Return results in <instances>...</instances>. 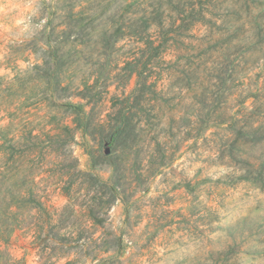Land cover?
Listing matches in <instances>:
<instances>
[{"label": "rangeland", "instance_id": "1", "mask_svg": "<svg viewBox=\"0 0 264 264\" xmlns=\"http://www.w3.org/2000/svg\"><path fill=\"white\" fill-rule=\"evenodd\" d=\"M12 3L32 10L0 5V192L44 206L27 196L24 229L0 217V264H264V184L243 180L264 160V0ZM32 149L52 170L35 179ZM85 174L121 193L105 230L121 244L93 261L73 254L95 229L65 193L93 189Z\"/></svg>", "mask_w": 264, "mask_h": 264}, {"label": "trees", "instance_id": "2", "mask_svg": "<svg viewBox=\"0 0 264 264\" xmlns=\"http://www.w3.org/2000/svg\"><path fill=\"white\" fill-rule=\"evenodd\" d=\"M144 44L149 49L155 48L157 52H160V46L155 47V40L151 38V36L143 37ZM141 78V74L138 75ZM142 85V88L138 87L136 90L137 92H144L147 89V79L146 80H139L138 86ZM130 98H127L126 101H129ZM129 121L130 117L125 114H121V117L119 119L118 124L112 129L110 133V140H113L114 143H124L127 146V142L125 140L129 138ZM84 128V127H82ZM85 130V129H84ZM257 129L256 131H258ZM69 132V139L71 143H76V131H68ZM58 136H50V139L53 141ZM50 144H53V142H50ZM48 152L46 154V157H49L50 154L52 155L54 152V149H52L50 146L48 147ZM30 154V164L31 168H33L32 176L33 179H35L36 176H40L43 173H48L52 170H46L45 160L42 159V161L37 157V152L32 149L28 152ZM54 158H60L61 155L53 156ZM70 159H73L75 163H73V166L75 167V170H78L76 165V159L73 157L72 152L67 155L65 161H68ZM251 171L250 174L251 178H245L243 180H250L252 182L264 184V160L262 158H258L254 163L250 164ZM37 170V171H36ZM69 173V171H67ZM73 173V172H72ZM79 174L83 175L81 171H79ZM89 178L90 184H92L93 189L89 188V186L85 187V182H81L79 188L76 191H71L68 189L65 191L67 194V197L70 199H76L78 201L77 204H75V208L78 207L80 210L81 215H85L88 218L89 222H92L94 224L95 232L91 234V237H87L89 231L86 227L83 225H80L78 227V233L77 238L75 240V247L73 254H76V257L83 258L86 257V254H91V260H96L99 258L101 254L109 253L113 243L110 242L109 236L116 239L119 244H121V238L117 237V233L115 231H110L108 234L105 233V230L108 228V213L111 209V207L115 204V202L120 199L121 193H120V186L117 182H106L96 176L85 174ZM23 192V191H21ZM34 191H30L28 195L30 197L35 198V202L38 201V209H42L44 206V203L41 201V198L36 200V195L33 193ZM14 194V193H12ZM27 195V196H28ZM75 195H79V197H75ZM9 193L5 192L4 190H1L0 192V217H6V220L12 219L13 223H6L5 229L6 230L9 227L12 229L17 228H26L27 226V212L30 205V198L25 195H22L19 199H13L11 200L9 197ZM18 205L19 211L15 212L13 211V208ZM67 209L70 211V215H75V210L68 206ZM17 222V223H16ZM12 224V225H11ZM1 229V228H0ZM102 232V235L97 236L99 232ZM1 232V231H0ZM109 235V236H108ZM89 239V241H87ZM60 243L63 246H66L68 244V238L63 236V239H60ZM91 245V246H90ZM91 247V248H90ZM91 249L89 251L90 253H87V250ZM235 247H229V251H234ZM114 251L116 249H113ZM3 250L0 246V255L2 256ZM221 255V253L219 254ZM1 257H0V263H1ZM220 259H216L214 257V252L210 253V257L206 258L202 262H198L196 264H219ZM66 264H69L66 263Z\"/></svg>", "mask_w": 264, "mask_h": 264}, {"label": "clouds", "instance_id": "3", "mask_svg": "<svg viewBox=\"0 0 264 264\" xmlns=\"http://www.w3.org/2000/svg\"><path fill=\"white\" fill-rule=\"evenodd\" d=\"M0 5H4L5 6V10H9L11 8H18V9H21L22 12H27V11H31V5H21L20 3H12V0H7V3H6V0H0ZM18 23H23V20H19ZM202 167L201 164H196L195 165V168H200ZM195 168L192 169V171H190L188 173V178L191 179L192 176L195 174ZM219 172L220 174L224 173L225 169L223 168H220V169H216V168H213L212 169V172ZM212 172H209L208 175H212ZM218 177L217 176H212V179H217Z\"/></svg>", "mask_w": 264, "mask_h": 264}]
</instances>
